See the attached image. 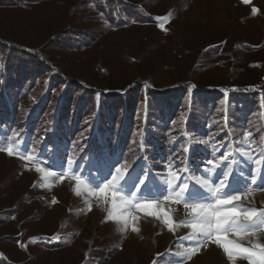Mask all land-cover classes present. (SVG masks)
I'll list each match as a JSON object with an SVG mask.
<instances>
[{
	"label": "rangeland",
	"instance_id": "1",
	"mask_svg": "<svg viewBox=\"0 0 264 264\" xmlns=\"http://www.w3.org/2000/svg\"><path fill=\"white\" fill-rule=\"evenodd\" d=\"M67 33H76L74 47H47ZM0 44L50 61L27 99L18 93L27 73L13 72L15 120L0 123V147L14 148L12 156L0 151V264H250L246 254L229 261L215 243L188 259L185 250L196 242L181 238L191 233L183 226L191 220L185 203L207 204L211 195L195 176L222 192L247 183L249 191L234 203L264 210V0H24L0 4ZM69 84L94 92L99 106L102 95L126 96L138 85L159 97L178 92L179 102L156 98L151 108L139 101L138 124L117 123L113 145L99 134L98 116L88 118L78 142L70 132L54 145L48 136L59 112L46 118L45 103L53 90L61 106ZM204 110L210 114L189 128L191 115ZM142 113L145 124L146 116L158 117L152 130L142 128ZM106 162L121 172L109 175ZM253 175L255 185L246 179ZM102 176L110 184L105 197L93 194ZM113 176L116 185L127 181L120 196L133 205H157L133 207L136 219L126 229L109 219ZM185 181L187 190L173 202ZM229 239L252 247L264 244V231Z\"/></svg>",
	"mask_w": 264,
	"mask_h": 264
},
{
	"label": "trees",
	"instance_id": "2",
	"mask_svg": "<svg viewBox=\"0 0 264 264\" xmlns=\"http://www.w3.org/2000/svg\"><path fill=\"white\" fill-rule=\"evenodd\" d=\"M23 3L24 0H0V4H11L15 6H19ZM124 8L127 11L128 5H125ZM79 38L83 39V42H87L82 36H80ZM91 38L92 37H90L89 41L91 40ZM78 40L79 39L76 37V33H67L65 34V36L55 37L47 45V47L54 46L61 48L65 46L66 48H69L70 44H73L74 47L75 44L78 43ZM49 62L50 61L47 59V57L41 53L29 52L25 49L10 47L8 44H0V104L4 105V108L0 105V123H11L15 120L16 112L15 104L13 103L17 102V99H15L14 95H8L10 89L12 88L11 84L13 81V72L24 71L27 73L25 80L20 81L18 89V93H22L20 94L22 98L27 99L28 96L35 90V78L39 76V73L49 68ZM31 78L32 83L30 85H27V80H31ZM71 87L72 86H70V84L67 85L65 90V97L63 99V102L61 103V106H59V102L57 98L54 97V94L52 95L53 90H51V92L49 91L48 99L45 103L43 116L45 115L46 118H50V114L54 115H52L53 118L59 112V116L57 118L58 123H55V126H51L48 136L49 142L54 145L63 144L64 139L69 136L70 132H72L73 134L72 141L78 142L79 138H75L77 136L83 135L82 130L87 128L88 118L92 117V120H96L97 116L99 117V134L104 135V139L107 145H113L114 132L115 128L117 127V123L122 122L124 124V127L126 128L127 126L129 128H134L138 124V121H136L137 123L135 122V115L136 107L139 101L143 104V102H145V99H147V102L151 103V108L155 103L154 99L156 98L163 99V102H166L167 105L168 102L171 101L179 102L178 92L163 94V97H159V95L156 94L153 90L150 89L148 92H144L141 85H138L137 88H131L128 93L125 94L126 96H117L110 98V96L102 95L99 106L97 104L94 92L81 90V88L78 86H76L75 89L71 90ZM8 108H10V110L6 111L8 110ZM143 109L144 105L141 106V112L143 111ZM52 110L53 112L51 113ZM209 114L210 112L204 110L198 115L195 114L197 118L191 115L188 122L189 128H192V126H195V124L198 125L202 121V118L207 117V115ZM146 117V124L143 113L139 117L140 122L142 123V128L149 127L152 130V128H154L153 121L155 122V118L158 120V117H155L153 115H149V118L148 116ZM195 121H197L198 123H196ZM79 125H81L82 127L79 128ZM121 138L122 136L120 135V139ZM94 140L95 139L93 138L90 142L91 145H93V143H96ZM67 141L68 140H66V142ZM160 145L165 148V144L160 143ZM97 147V144H95L94 148ZM153 148H156V145L153 146ZM135 166L136 165H134L133 167L135 168Z\"/></svg>",
	"mask_w": 264,
	"mask_h": 264
},
{
	"label": "snow or ice",
	"instance_id": "3",
	"mask_svg": "<svg viewBox=\"0 0 264 264\" xmlns=\"http://www.w3.org/2000/svg\"><path fill=\"white\" fill-rule=\"evenodd\" d=\"M244 3H249V0H243ZM256 12V9H253ZM0 151H5L9 156L14 154V148L11 144L7 147H0ZM23 155V154H22ZM31 159V157H28ZM227 159V156L224 157ZM72 163L68 160V164ZM118 163V161H117ZM108 174L111 175L112 169L115 168L116 173L121 172L120 167H115V164H108ZM38 172L44 171L42 168H37ZM143 174V171L142 173ZM63 175V173L61 174ZM227 173H225V180L219 182L220 185L226 183ZM76 181V194L80 195V185L83 183L80 176L73 177ZM196 183L201 188L207 190L211 195L208 197L209 202L205 203H185V207L190 209L191 220L185 221L183 226L190 228L191 233L182 237L181 239L195 241V245L185 250V254L188 259H191L192 255L200 251V247L207 246L209 243H215L220 246L224 253L227 255L229 261H234L240 254H246V258L250 264H264V244L255 243L252 247H242L238 242L229 239V235H236L241 238L245 236H254L257 231H264V210H257L255 208L250 209H239L234 202H238L241 196L249 191L248 184L243 188H229V191L222 192L220 186L213 187L207 179H201L199 176L194 177ZM250 184H256V177L253 175L250 178H246ZM264 179V175H262ZM107 177L102 176L100 181L97 182V189L93 193L101 197H105L109 191L110 184L105 182ZM116 176L112 177V209L115 212L109 213V219H115L123 222L125 229L129 220H135L136 217L131 215V209L133 207L140 209H154L157 207L155 202L133 205L129 199H124L120 196V193L127 191L125 185H116ZM140 182V177H137L135 183ZM151 183V178L149 180ZM102 183V186L99 184ZM134 183V187H135ZM257 187H260L257 185ZM187 182H182L181 187L175 192V200L173 202L179 203L182 198V193L187 190ZM118 198L120 202L118 203ZM166 199H172L169 195ZM214 198V202H213ZM89 210L91 206L89 205ZM118 210V211H117ZM148 215H156L154 212H149ZM164 223L167 225L169 231L174 228L173 220L165 214ZM125 229H122L125 230ZM132 231L138 232L139 229L136 227L132 228Z\"/></svg>",
	"mask_w": 264,
	"mask_h": 264
}]
</instances>
